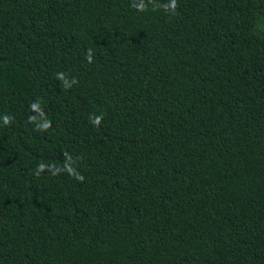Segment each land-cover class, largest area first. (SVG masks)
<instances>
[{
  "label": "trees",
  "instance_id": "1",
  "mask_svg": "<svg viewBox=\"0 0 264 264\" xmlns=\"http://www.w3.org/2000/svg\"><path fill=\"white\" fill-rule=\"evenodd\" d=\"M0 264H264V0H0Z\"/></svg>",
  "mask_w": 264,
  "mask_h": 264
}]
</instances>
